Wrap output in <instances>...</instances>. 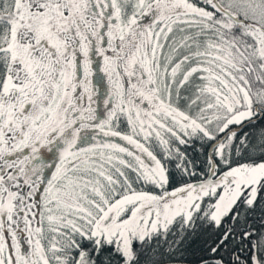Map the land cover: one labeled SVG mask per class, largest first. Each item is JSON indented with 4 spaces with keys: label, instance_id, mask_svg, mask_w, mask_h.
Segmentation results:
<instances>
[{
    "label": "snow or ice",
    "instance_id": "snow-or-ice-1",
    "mask_svg": "<svg viewBox=\"0 0 264 264\" xmlns=\"http://www.w3.org/2000/svg\"><path fill=\"white\" fill-rule=\"evenodd\" d=\"M0 264H264V0H0Z\"/></svg>",
    "mask_w": 264,
    "mask_h": 264
}]
</instances>
